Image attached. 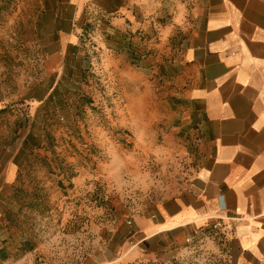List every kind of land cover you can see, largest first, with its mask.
I'll use <instances>...</instances> for the list:
<instances>
[{
    "label": "rangeland",
    "instance_id": "1",
    "mask_svg": "<svg viewBox=\"0 0 264 264\" xmlns=\"http://www.w3.org/2000/svg\"><path fill=\"white\" fill-rule=\"evenodd\" d=\"M36 1L0 0V264H93L163 198L187 111L149 20L120 32L100 18L63 67L42 56L52 27ZM187 240L167 261L124 264H234Z\"/></svg>",
    "mask_w": 264,
    "mask_h": 264
},
{
    "label": "crops",
    "instance_id": "2",
    "mask_svg": "<svg viewBox=\"0 0 264 264\" xmlns=\"http://www.w3.org/2000/svg\"><path fill=\"white\" fill-rule=\"evenodd\" d=\"M36 2L37 25L52 27L42 56L63 67L81 57L100 18L120 32L149 20L187 111L184 161L163 198L136 215L131 242L94 254L93 264L167 261L187 238L220 260L264 264V0Z\"/></svg>",
    "mask_w": 264,
    "mask_h": 264
},
{
    "label": "built area",
    "instance_id": "3",
    "mask_svg": "<svg viewBox=\"0 0 264 264\" xmlns=\"http://www.w3.org/2000/svg\"><path fill=\"white\" fill-rule=\"evenodd\" d=\"M190 239H188L187 241H189Z\"/></svg>",
    "mask_w": 264,
    "mask_h": 264
}]
</instances>
